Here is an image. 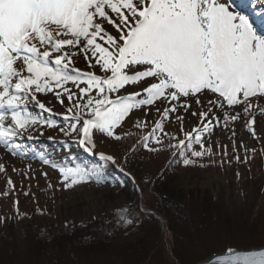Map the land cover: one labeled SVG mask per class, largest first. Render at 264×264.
I'll return each instance as SVG.
<instances>
[{"label": "snow or ice", "instance_id": "1", "mask_svg": "<svg viewBox=\"0 0 264 264\" xmlns=\"http://www.w3.org/2000/svg\"><path fill=\"white\" fill-rule=\"evenodd\" d=\"M245 9L264 15V0H0V148L25 158L19 141L32 140L37 127L56 126L29 107L51 115V109L37 99L47 93L61 104L66 96L72 115L64 119L74 122L60 130L70 135L79 126L78 143L90 155L96 147L94 131L120 140L116 129L126 118L156 101L169 106L143 137L142 146L150 152L158 150L150 144L163 143L157 132L169 136L163 121L170 113L177 107L187 111L188 98L197 105L202 104L201 97L207 101L198 113H191L199 116L200 127L170 145L184 166L212 154L210 146L205 148L204 136L221 122L227 126L243 121L255 137L253 109L264 114V107L254 100L264 98V34L258 33ZM105 22L116 34L105 28ZM81 56L96 71L76 67L73 58ZM142 82L141 91L119 95ZM215 109L223 116L218 117ZM176 119L183 121V116ZM146 126V121L135 124L140 129ZM98 159L115 164L111 155L100 153ZM42 162L59 171L65 188L107 183L102 165L54 164L46 158ZM7 184L14 188L10 178ZM118 211L117 225L133 224L130 210ZM204 264H264V248L229 247Z\"/></svg>", "mask_w": 264, "mask_h": 264}, {"label": "rangeland", "instance_id": "2", "mask_svg": "<svg viewBox=\"0 0 264 264\" xmlns=\"http://www.w3.org/2000/svg\"><path fill=\"white\" fill-rule=\"evenodd\" d=\"M244 12L246 14V11ZM105 28L112 34H116L115 29L106 22ZM73 59L76 62L75 66L82 71H96V69L88 68L87 62L82 56ZM97 74L103 75L100 72ZM67 86L76 90L71 84ZM142 86L143 82L141 85H130L127 89H122L119 95L141 91ZM37 99L51 109V115L41 112L35 105H29L30 109L34 113H39L42 118L55 121L56 126L37 127L32 131V140L19 141L23 150L27 152L25 158L12 156L0 148V163H3L5 167V172L0 173V218H3L0 222V230L5 225L11 224L17 237H21L20 221L34 213L45 215L55 221L62 220L71 225L98 218L100 215L113 214L117 218L118 210L126 209L127 206L119 183L114 184L107 179V183L90 182L65 188L61 183L59 171L42 161L46 158L54 164L78 163L74 158L76 151L81 152L90 160L83 164L91 167L103 166V161L98 159L100 153L111 155L117 160L121 147L131 149L133 142L138 140L143 142V137L152 131L155 123L160 119L163 108L169 106L168 103L156 101L151 106L134 110L121 127L116 129L117 134L122 136L120 140L108 138L94 131L93 140L96 147L90 155L78 143L80 139L79 126L77 132H72L70 135H66L60 130L62 127L68 129L69 125L74 122L64 119L65 116L72 115L68 112L70 104L66 96L63 104L59 103L53 93L38 94ZM188 99L191 107L187 111L177 107V111L170 113V118L163 121L164 131L169 133V136L157 132L163 143L150 144L151 147L158 149L157 151H147L141 145L136 147L134 158L126 160L127 164L134 161L138 165L144 182L152 183L158 179L165 162L160 157L161 152L165 153L167 160L170 159L172 153L176 151L170 145L177 143L178 139H184L185 133L191 132L193 128L200 127L199 116H193L191 113L193 111L198 113L203 105L207 104V101L201 97L202 104L197 105L192 101V98ZM254 100L264 107V98H254ZM172 103L177 104L178 102L173 101ZM158 108L161 109V112H157ZM203 110L207 109L203 108ZM214 111L218 117H222L224 114L220 109ZM253 115L255 116L253 125L255 137L247 131L243 121L229 122L227 126L221 122L220 126L214 127L210 133L204 136L205 148L211 147V155L205 153L202 158H193L195 163L188 166H184L183 162L182 164L177 163V171L186 176V187L208 190L218 197L231 198L236 202V207L239 210H244L251 205L259 206L258 201L264 195V114L254 108ZM177 116H183V121L177 120ZM138 120L146 121L147 126L143 129L135 127ZM233 131L235 135H233ZM171 137H175V139ZM194 148L200 150L199 145H194ZM94 154L97 155V158H94ZM237 156L240 158L239 161L236 159ZM13 168L16 171H13ZM187 168L188 170L193 169V172L183 174L184 171H188ZM118 169L124 171L121 166ZM44 173L47 175L45 176ZM9 178L12 180L14 188H9L7 184ZM141 208L145 212L143 205ZM17 211L19 215H17ZM160 218L158 219L160 220ZM165 233L166 235L162 236L165 257L168 264H175L166 255L167 250L171 253V249L166 230ZM133 239H121L116 243L120 245L131 242Z\"/></svg>", "mask_w": 264, "mask_h": 264}, {"label": "trees", "instance_id": "3", "mask_svg": "<svg viewBox=\"0 0 264 264\" xmlns=\"http://www.w3.org/2000/svg\"><path fill=\"white\" fill-rule=\"evenodd\" d=\"M142 143L133 142L131 149L121 147L114 165L103 161L106 179L120 184L133 224L117 225L115 216L108 214L71 225L34 213L20 221L21 237L11 224L0 230V264H168L159 217L178 264H197L229 247H264V195L258 207L239 210L231 198L190 189L186 176L177 171V163L182 164V160L173 155L176 151L168 160L165 153H160L165 161L161 173L156 181L146 183L138 165L134 161L126 163ZM74 158L78 163L90 161L79 151ZM188 172L193 169L183 174ZM126 238L134 239L116 243Z\"/></svg>", "mask_w": 264, "mask_h": 264}, {"label": "water", "instance_id": "4", "mask_svg": "<svg viewBox=\"0 0 264 264\" xmlns=\"http://www.w3.org/2000/svg\"><path fill=\"white\" fill-rule=\"evenodd\" d=\"M160 222H161V224H162V236H165L166 235V233H165V226H164V223H163V221H162V219L160 218ZM261 248H264V247H261ZM261 248H251V249H256V250H259V249H261ZM251 249H246V250H251ZM220 254H224V253H220ZM167 258H169V259H171L172 261H174L175 262V264H177V261L174 259V257L171 255V253H170V251L169 250H167ZM209 258V257H208ZM207 258V259H208ZM205 261V260H204ZM204 261H202V262H200V263H197V264H204Z\"/></svg>", "mask_w": 264, "mask_h": 264}]
</instances>
